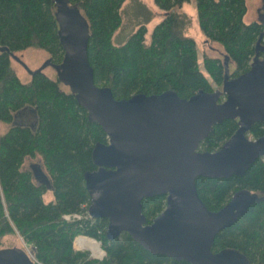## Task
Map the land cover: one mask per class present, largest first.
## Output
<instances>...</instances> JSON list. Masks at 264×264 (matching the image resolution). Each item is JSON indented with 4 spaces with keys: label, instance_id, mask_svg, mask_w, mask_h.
Masks as SVG:
<instances>
[{
    "label": "trees",
    "instance_id": "16d2710c",
    "mask_svg": "<svg viewBox=\"0 0 264 264\" xmlns=\"http://www.w3.org/2000/svg\"><path fill=\"white\" fill-rule=\"evenodd\" d=\"M125 0H69L86 18L90 38L88 55L98 86L111 88L115 98L136 93L160 94L173 89L188 98L200 89L223 86L226 70L234 77L264 56V21L246 22V0H196L199 27L207 43L217 42L223 57L204 54V73L195 37L188 34L192 17L182 8L190 0H155L166 11L164 19L146 41L144 25L121 44L114 34L122 25ZM30 47L46 50L53 63L65 59V43L53 0H0V245L7 235H17L30 245L42 264H190L163 254H153L127 232L106 236V218H65L85 212L89 205L84 173L96 169L92 150L107 143L102 127L88 119L74 93L42 71L23 82L11 55ZM231 65L234 68L231 70ZM239 127L238 119L214 125L200 150L215 151ZM252 136L264 135V121L255 123ZM37 158L39 174L27 169V159ZM200 197L210 210L220 209L239 189L264 197V156L243 175L229 178L200 176ZM50 186V187H49ZM50 189L54 200L45 202ZM151 222L166 207V195L142 200ZM87 209V208H86ZM86 235L101 243L103 257L76 249V238ZM235 248L255 264H264V199L215 237L213 251ZM24 249V248H23ZM38 264V263H35Z\"/></svg>",
    "mask_w": 264,
    "mask_h": 264
},
{
    "label": "water",
    "instance_id": "95a60500",
    "mask_svg": "<svg viewBox=\"0 0 264 264\" xmlns=\"http://www.w3.org/2000/svg\"><path fill=\"white\" fill-rule=\"evenodd\" d=\"M53 1L65 48L79 62L65 79L89 121L108 137L92 150L97 168L84 173L89 213L108 220L106 236L115 239L127 232L149 252L190 264H255L238 249L212 248L218 232L264 197L243 188L220 209L210 210L196 179L243 175L264 156V135L248 136L255 123L264 121V56L235 77L227 68L222 88L213 91L200 89L183 98L169 89L117 99L110 87L95 83L86 18L69 0ZM73 66L62 65V72ZM225 119H238L237 130L217 150H200L214 125ZM162 194L166 207L148 222L142 200ZM31 254L22 249L2 255L0 264H35Z\"/></svg>",
    "mask_w": 264,
    "mask_h": 264
},
{
    "label": "rangeland",
    "instance_id": "374dc122",
    "mask_svg": "<svg viewBox=\"0 0 264 264\" xmlns=\"http://www.w3.org/2000/svg\"><path fill=\"white\" fill-rule=\"evenodd\" d=\"M246 3L247 13L245 15V21L248 23L254 21H264V0H246ZM182 9L184 11H187L192 17V25L188 30V34L192 35L196 39L197 47L199 50V63L202 71L206 73L202 62L204 54H208L209 56L223 57L224 49L217 42L207 43V38L202 33L199 27L196 0H190V2L186 3ZM121 14L122 25L114 34L115 44H121L126 41L128 37L141 25H144L147 28L145 39L149 42L154 27L164 19L166 11L161 9L156 4L155 0H125L121 7ZM65 50L66 53H68H65V59L60 65H58V63H51V54L46 50L37 47H30L14 53L13 55H11V63L17 75L23 82H27L31 79L33 71L41 70L51 79L59 80L60 86L64 90L69 91L70 87L65 78L67 77V75L74 73L76 67L79 66V62L73 51H67V49ZM62 65L74 66L67 68L63 73L61 68ZM233 68L234 65H231L230 69L232 70ZM214 88L216 89V86H214ZM4 129L5 126L0 125V131H3ZM248 136L250 138H255L250 133H248ZM39 162L40 161L37 158L27 159V161L25 162V167L27 169L33 170V166L38 164ZM43 200L45 202L54 200L53 191L47 189L43 193ZM83 238L96 240L95 238L89 236L79 235L76 238V249L88 250L84 249L81 246V240ZM99 245L101 247L100 250L103 249L100 242ZM23 248L29 251L30 245L25 243L24 240L17 235H7L4 238L3 243L0 245V256L12 254L14 252H20ZM91 251L90 253H92L93 257L101 258L105 255L104 250L100 255H93L95 251ZM32 257H34L33 254Z\"/></svg>",
    "mask_w": 264,
    "mask_h": 264
},
{
    "label": "bare ground",
    "instance_id": "6f19581e",
    "mask_svg": "<svg viewBox=\"0 0 264 264\" xmlns=\"http://www.w3.org/2000/svg\"><path fill=\"white\" fill-rule=\"evenodd\" d=\"M81 246L84 248V249H88V250H92V251H95V253H93V255H97V254H102L103 253V249L100 250V245H99V242L97 240H90V239H85L83 238L81 240ZM91 251V252H92Z\"/></svg>",
    "mask_w": 264,
    "mask_h": 264
},
{
    "label": "built area",
    "instance_id": "2783aa9c",
    "mask_svg": "<svg viewBox=\"0 0 264 264\" xmlns=\"http://www.w3.org/2000/svg\"><path fill=\"white\" fill-rule=\"evenodd\" d=\"M83 207L85 208V212L83 213H80V214H67L65 215V218L68 219V220H71L72 218H78V219H81L83 216L84 217H89V218H92L91 214L89 213V210H88V207L89 205L87 204H83ZM87 208V209H86ZM34 261L38 264H42L41 262H39L35 257H33Z\"/></svg>",
    "mask_w": 264,
    "mask_h": 264
},
{
    "label": "flooded vegetation",
    "instance_id": "af4514ba",
    "mask_svg": "<svg viewBox=\"0 0 264 264\" xmlns=\"http://www.w3.org/2000/svg\"><path fill=\"white\" fill-rule=\"evenodd\" d=\"M262 58H263V57H262ZM262 58H261V59H262ZM234 77H235V76H234ZM36 168H37V166L34 165V166H33V170H34V172H35V175H36L37 177H39V176H41V175H40L39 172L37 171L38 168H37V169H36ZM40 179H41V178L39 177V180H40Z\"/></svg>",
    "mask_w": 264,
    "mask_h": 264
}]
</instances>
